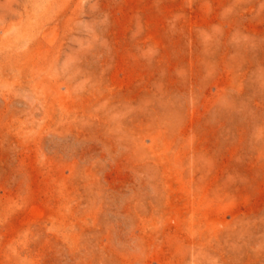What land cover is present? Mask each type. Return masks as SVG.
Wrapping results in <instances>:
<instances>
[{
	"label": "rangeland",
	"instance_id": "obj_1",
	"mask_svg": "<svg viewBox=\"0 0 264 264\" xmlns=\"http://www.w3.org/2000/svg\"><path fill=\"white\" fill-rule=\"evenodd\" d=\"M0 264H264V0H0Z\"/></svg>",
	"mask_w": 264,
	"mask_h": 264
}]
</instances>
